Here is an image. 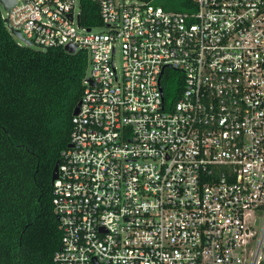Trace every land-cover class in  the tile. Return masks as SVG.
I'll use <instances>...</instances> for the list:
<instances>
[{
	"label": "built area",
	"instance_id": "built-area-1",
	"mask_svg": "<svg viewBox=\"0 0 264 264\" xmlns=\"http://www.w3.org/2000/svg\"><path fill=\"white\" fill-rule=\"evenodd\" d=\"M190 1L90 0L91 27L81 0L0 2L18 46L88 58L53 264H264V0Z\"/></svg>",
	"mask_w": 264,
	"mask_h": 264
},
{
	"label": "trees",
	"instance_id": "trees-1",
	"mask_svg": "<svg viewBox=\"0 0 264 264\" xmlns=\"http://www.w3.org/2000/svg\"><path fill=\"white\" fill-rule=\"evenodd\" d=\"M144 1L165 11L194 8L190 0ZM80 21L100 24L90 0H81ZM87 66L82 50L18 46L0 13V264H53L61 235L51 175L69 145Z\"/></svg>",
	"mask_w": 264,
	"mask_h": 264
},
{
	"label": "water",
	"instance_id": "water-1",
	"mask_svg": "<svg viewBox=\"0 0 264 264\" xmlns=\"http://www.w3.org/2000/svg\"><path fill=\"white\" fill-rule=\"evenodd\" d=\"M0 2L2 3L3 7L5 10H9V8L14 4V0H0ZM4 23H7V20H4L3 21ZM11 33L21 39V36L19 34V32L17 31H11ZM64 51L68 54H73L76 52V47L75 46H66L64 48ZM79 106H80V102H78V104L76 105V107L74 108L73 110V113L72 115L75 116L78 114V111H79ZM58 165L59 163L56 162L55 165H54V168H53V171H52V175H51V184H53V182L57 179V172H58Z\"/></svg>",
	"mask_w": 264,
	"mask_h": 264
},
{
	"label": "rangeland",
	"instance_id": "rangeland-1",
	"mask_svg": "<svg viewBox=\"0 0 264 264\" xmlns=\"http://www.w3.org/2000/svg\"><path fill=\"white\" fill-rule=\"evenodd\" d=\"M0 10H1V13H2L3 15H5L3 9L0 8ZM94 31L100 32V31H102V29H95ZM33 49H34V48H33ZM114 60H115V64H116V65H119V57H118V54L115 56ZM88 73H89V68H87V74H88Z\"/></svg>",
	"mask_w": 264,
	"mask_h": 264
}]
</instances>
